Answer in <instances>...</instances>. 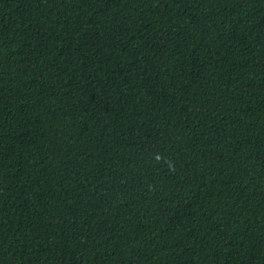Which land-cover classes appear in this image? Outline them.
Masks as SVG:
<instances>
[{"label": "trees", "instance_id": "16d2710c", "mask_svg": "<svg viewBox=\"0 0 264 264\" xmlns=\"http://www.w3.org/2000/svg\"><path fill=\"white\" fill-rule=\"evenodd\" d=\"M0 264H264V0H0Z\"/></svg>", "mask_w": 264, "mask_h": 264}]
</instances>
